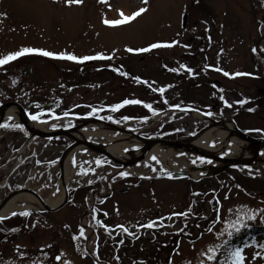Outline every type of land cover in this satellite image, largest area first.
<instances>
[{
	"label": "rangeland",
	"instance_id": "374dc122",
	"mask_svg": "<svg viewBox=\"0 0 264 264\" xmlns=\"http://www.w3.org/2000/svg\"><path fill=\"white\" fill-rule=\"evenodd\" d=\"M120 5L129 9V15L142 7L146 11L129 22L106 25L105 19H122L117 11ZM263 12L264 0H147L146 4L82 0L71 5L65 0H0V57L22 48L113 57L88 62L25 53L0 66V106H4L0 122L19 123L21 117L6 111L11 105L20 116L22 106L29 115H39L35 121L48 122L45 130L24 129L14 145L4 147L0 141V202L12 193L6 203L18 193L55 197L65 191L67 195L54 208L43 210L47 215L40 221L46 222L40 226L25 221L22 213L27 208L0 216L16 214L20 221L16 226L0 224V264H231L230 253L237 247L243 249L244 264H264V161L222 170H218L222 164H217L211 171L202 169L197 177L168 174L167 162L199 168L209 161L171 145L159 147L166 155L161 159L138 139L110 126L176 140L197 134L217 120L232 122L234 129L251 137H264V110L254 112L249 107L251 95L259 93H255V84L261 83L256 76L264 75ZM152 44L162 45L155 48L162 58L121 57L128 48L149 49ZM180 52L196 60H203L207 52L214 60L205 70L202 65L200 75L192 68L188 74H197L195 88L182 93L187 95L185 100L199 99L210 91L209 83L220 80L224 105L216 115L200 114L195 108L182 109L186 115L175 109L161 111L168 104L165 98L172 103L173 92L181 91L182 84L171 85L180 78L166 69L171 63L178 69L179 62L190 61H178L174 54ZM219 57L223 64L216 62ZM121 63L127 68L123 77L118 76ZM233 70L240 73L234 80ZM233 87L239 92L236 109L227 101ZM10 100L15 101L6 106ZM124 100L143 103L114 108ZM91 103L88 110L104 114L106 120L76 115ZM98 124L117 139L131 140L124 144L125 152L141 150L146 155L125 166L84 143L70 153L68 148L80 140L101 145L107 152L105 138L83 139L77 133L96 129ZM54 128H71L77 137L31 136V130L52 132ZM13 130L21 133L17 127ZM4 149L7 154L2 157ZM259 152L257 158L262 159L264 153ZM24 201H18V206ZM209 248L215 250L213 261L207 258L213 254Z\"/></svg>",
	"mask_w": 264,
	"mask_h": 264
},
{
	"label": "flooded vegetation",
	"instance_id": "af4514ba",
	"mask_svg": "<svg viewBox=\"0 0 264 264\" xmlns=\"http://www.w3.org/2000/svg\"><path fill=\"white\" fill-rule=\"evenodd\" d=\"M175 46H176V44L173 45L172 47H170V50H173ZM139 49H142V48H139ZM164 50H168V48H165ZM155 51H156L155 48H149L148 52H146V54H143L141 51H135V49H134V51L132 53H129L128 51L125 53H122L121 57L126 59V60H130V61H132L134 58H136L137 61H141V60L145 59L144 57L148 58V57H154V56H156L157 59L162 58V56H160V54L158 55V53H155ZM194 51H196V50H194ZM202 51H203V49H202ZM174 55L178 61L187 60V59H189L190 61H187L185 63L179 62V64L177 65L178 69L175 68L176 71H173V69H174L173 63L169 64V66L166 68L168 72H174L175 74H177V77H179L180 78L179 80H181L179 83H177V84L172 83L171 85L178 86L179 84H182V86H180L181 91H174L173 92V102L172 103H171L172 99L165 98V100H168V104L166 105V107L162 108L161 111L166 110V109H177V110L179 109V111H183L182 112L183 115H186V112H184V110L195 108L194 110L200 112V114L203 113L204 115H206L208 113H215V115H216L218 113V111L224 105V87L221 84L220 80L219 81L216 80L215 83H209L210 91L206 90L201 95V97L199 96V99H197L194 96L195 100H191V101H189L188 99L185 100L183 97H187V95H184L182 93V91L187 90V88H190V86H191L190 90H192V91L194 90V88H195L194 84H196V83H194L195 76L197 74L200 75V71L202 70V65H203V68L205 70V67H207L209 65V62L212 63L214 61V60H212V57L207 52H204V56H203L204 59L203 60H201L200 58H199V60H196L195 58L189 57L188 55L182 56L181 52L179 55H176V54H174ZM209 56H210V58H209ZM92 57H94V58L90 59V60H85V61L93 62V61L97 60L98 62H105V61H107V59L111 60L113 58V57H111V55H105V54H95ZM79 61H83V60H79ZM216 62L218 64L220 62H221V64H223V58L222 57L217 58ZM53 65H56V64H53ZM258 66H259V64H258ZM119 67H121V68L118 70V73H119L118 76L123 77L127 73V71H126L127 68L122 63L120 64ZM192 68H195V70L197 71V74L196 73L188 74L191 72V71H189V69L192 70ZM198 68H200L199 71H198ZM203 77H207V76L205 75ZM237 78H238V75L233 70L232 75H231V79L234 80ZM256 78L261 83H260V85L255 84V87H256L255 93L259 92L260 94L258 93L257 96L251 95V97H250L251 98L250 99L251 105L249 106V107H252L251 111H254V112H258L259 110H264V75L263 74H261V75L257 74ZM4 82H6V81H4ZM89 91H90V89H88V92ZM231 94H232L231 98L228 97L231 100L228 99L227 101L229 103L231 102L230 103L231 107L234 106L236 109V107L238 106V101H239V92H238L237 88L233 87V91L231 92ZM179 98L184 99L185 101L184 102L180 101L178 103V101L174 100V99H179ZM257 99L259 100L258 104L255 102ZM11 101H15V100L6 101L7 102L6 106ZM82 104H84V103H82ZM92 104L93 103H91V105L85 110V112L92 106ZM1 107L2 106H0V108ZM182 109H184V110H182ZM27 112L29 114V111H27ZM85 112L84 113H78L76 115L80 116V115H89L90 114V115L97 117L99 119L106 120L104 117V114H102V115H101V113L94 114V111H92V110H88L87 113H85ZM172 114H176V112L173 111ZM19 117H21V119H22V115ZM3 118H4V116H3ZM132 119H135V118H132ZM18 121H19V123H13V124L12 123L6 124L3 122L2 123L0 122V125H3V126H0V141H2L1 143H2V145H4V147L9 146V144L14 145V142L16 141L17 136L19 135L21 137L24 134L25 126L21 123L20 120H18ZM15 127H17L19 129V131H21V133L18 134V132L16 130H13ZM27 137H28V135H27ZM7 152H9V150ZM6 154H7L6 149H4L3 153L1 155H2V157H4V156H6ZM0 206H2V205H0ZM39 210H41L42 212ZM43 210L44 209H42V208L41 209H27L25 212L29 213V215H25V221L29 222V224L32 226H34V224H35V226L36 225L40 226L42 224V222H46L45 218H43L40 221L41 216L46 217V215H47L46 213H43V212H45ZM8 222L10 223L11 226H16V225H18V223H20L19 217L15 214L11 217L0 218V224H2L3 226L8 224ZM29 231H31V230H29Z\"/></svg>",
	"mask_w": 264,
	"mask_h": 264
},
{
	"label": "bare ground",
	"instance_id": "6f19581e",
	"mask_svg": "<svg viewBox=\"0 0 264 264\" xmlns=\"http://www.w3.org/2000/svg\"><path fill=\"white\" fill-rule=\"evenodd\" d=\"M120 7V9H122L126 15H129L128 8L123 7V5H120ZM12 106L13 105L7 108V113H11L13 114V116L19 117L20 112L16 111V106ZM156 118L158 117H155V119ZM29 123L32 129L38 128L42 130H45L46 125L48 124L47 121H35L33 119H30ZM109 130L110 129L104 128L103 126L98 124V127L96 129H81L78 130L77 133L83 139H97L99 137L105 138V140L108 141L104 144L105 150L119 160L135 159L141 155V153L143 152L141 150H132L129 152H125L123 146L124 144H128L129 142H131V140L126 141V139L122 138L117 139L109 132ZM134 139L136 138L134 137ZM181 140L206 152L213 153L215 155H236V157L240 158L241 160L252 158L256 151V145L244 143V141L238 135L235 134L234 126L229 121L221 122L220 124H212L209 127L203 129L201 132L189 137H184ZM142 143L144 144V146H142L143 148L148 145L150 146V153L156 154L161 159L166 158L165 153L161 152L159 147H170L168 146L170 144H157L155 142L149 143L146 141H142ZM79 145L83 146L82 143L76 144L74 147H70L69 152L71 153L72 150L79 147ZM261 151L264 153V147H262ZM260 155L261 154H259V156ZM165 166L167 168L168 174L172 173L179 175L180 173H186L189 174L191 177H197L198 173L202 172V169H198L196 167L179 168L178 165H173L170 162L165 163ZM126 169L132 171L131 168ZM64 181L67 182V177L65 175ZM64 197L65 191H62L58 196L55 197L46 196L42 198L36 197L34 195L32 196L30 193H18L14 196L12 200L7 202L4 206L0 208V216L9 215L11 212L17 210L18 208H53ZM23 200L25 201L18 206L17 202H21Z\"/></svg>",
	"mask_w": 264,
	"mask_h": 264
},
{
	"label": "water",
	"instance_id": "95a60500",
	"mask_svg": "<svg viewBox=\"0 0 264 264\" xmlns=\"http://www.w3.org/2000/svg\"><path fill=\"white\" fill-rule=\"evenodd\" d=\"M24 117L25 119H23V123L25 124V126L27 127V129H31L29 127V120H28V117H27V113L25 112L24 110ZM218 122V123H217ZM222 121H215L213 120V124H220ZM110 126H112L115 130H118V131H121V133H124V134H127V135H130L131 137H135L136 139H138L140 142L142 141H146V142H155L157 144H170L171 146H174V147H177L179 149H184V150H187L191 153H194V154H197V155H200L202 157H205L209 160H213L215 162H219L222 164V166L220 167V169L218 170H222L224 167L226 166H232V165H254V164H257L261 161H264V157H262V159H258L257 156L259 155V150H261L262 147H264V138H254V137H251L245 133H243L241 130H238V129H235V134L236 135H239L241 136L247 143L249 144H254L256 145L255 149V153H254V156L250 159H246V160H241L240 158L236 157V155H228V156H224V155H218V154H213V153H209V152H206L200 148H197L195 146H192L186 142H184L183 140L181 139H176V140H171V139H165V138H152V137H144L143 135H140V134H137L135 132H128L126 130H123V129H120L119 127L115 126L114 124H110ZM111 127V128H112ZM73 129L71 128H67V129H64V128H61V129H57L56 131H52V132H47V131H38V132H34V131H30L31 132V136H44V137H53V136H57V135H69V136H72V135H75L73 132H72ZM77 137V135H75ZM78 141V139H76ZM243 140V141H244ZM80 143H84L86 145H89L93 148H96L100 153H103L105 156H107L109 159H111L112 161H115L119 164H125V166H131V165H134V163L137 161V160H140L141 158H143L146 154L144 152L141 153L140 156H138L137 158L133 159V161L131 162H125V163H121L119 160H116L114 157H112L113 155L103 151L101 145H98V144H95V143H92L90 141H78ZM150 146H146L145 148H149ZM69 150V148H68ZM68 151H65L64 153H67ZM65 154H63L64 156ZM62 156V158H63ZM215 167H217L216 165H205V166H202L201 168L202 169H205V170H212L214 169ZM183 175H186V174H183ZM14 193H12L11 195H9L8 197H6L3 202L1 204H4L9 197H11Z\"/></svg>",
	"mask_w": 264,
	"mask_h": 264
},
{
	"label": "snow or ice",
	"instance_id": "6c2138e0",
	"mask_svg": "<svg viewBox=\"0 0 264 264\" xmlns=\"http://www.w3.org/2000/svg\"><path fill=\"white\" fill-rule=\"evenodd\" d=\"M101 2H106V0H101ZM143 3H147V0H142ZM65 3L71 5L73 3L79 4L82 3V0H65ZM109 7H111L109 5ZM119 12V15L122 17V19H114V20H109V19H105L104 23L106 25H111V26H115V25H120L122 23L125 22H129L131 20H133L135 17L139 16L140 14H142L143 12L146 11L145 8H139L138 10L134 11L131 13V15H126L122 9L117 10ZM175 43V42H173ZM162 45L160 44H152L150 45V48H157L160 47ZM163 46H170V45H163ZM129 52L134 51L131 48L127 49ZM149 49H136L135 51H148ZM25 53H40L43 56L46 57H59V58H66L68 60H90L93 59L94 57H90V56H84V57H77L73 54L70 53H54L51 51H47V50H43V49H34V48H22L21 50L17 51V52H12L7 54L6 56L0 57V66L7 64L9 61L16 59L18 57H20L21 55L25 54ZM173 71H176L175 69H173ZM189 71H191V69H189ZM224 75H229L227 72L224 73ZM237 75H240V73H237ZM137 80H139V78H136ZM161 92H163V89H160ZM137 103H143L142 101L139 100H124L122 102V104L120 105H116L114 106V108H119L122 107L123 105H127V104H137ZM241 103H243V101H241ZM37 107H39V105H37ZM146 107H151V105H146ZM210 114V113H209ZM65 115H67V113H65ZM31 119L33 120H38L39 119V115L37 114H32L31 115ZM125 119H128L127 117H125ZM3 126V125H0ZM53 127H55V125H53ZM153 159H155V157H153ZM99 163V161H98ZM120 175H126V173H120ZM218 211V210H217ZM22 215H29V213L25 212L22 213ZM177 215H185V213H179ZM250 218H255L254 216L250 217ZM217 219H219V216L217 217ZM149 227L152 226V223H150L149 225H147ZM119 227H121L123 229V231L127 232V229L123 227V225H120ZM236 231H239V228H236ZM81 235H83V231H81ZM229 236H232V232L228 233ZM75 238V237H74ZM247 246V245H245ZM217 247H219V245H217ZM261 247H264V245H261ZM209 252L213 253L212 255H208V260L209 261H213L216 259L215 256V250L212 248H209ZM231 264H244V255H243V249L240 247L235 248L231 253ZM57 259H60V257H57ZM201 264H203V262H201ZM227 264V262H226Z\"/></svg>",
	"mask_w": 264,
	"mask_h": 264
}]
</instances>
